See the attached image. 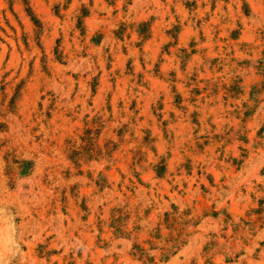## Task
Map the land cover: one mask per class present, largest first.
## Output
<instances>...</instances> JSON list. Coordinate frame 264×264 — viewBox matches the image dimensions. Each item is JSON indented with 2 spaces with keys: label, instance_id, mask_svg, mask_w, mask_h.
Masks as SVG:
<instances>
[{
  "label": "rangeland",
  "instance_id": "obj_1",
  "mask_svg": "<svg viewBox=\"0 0 264 264\" xmlns=\"http://www.w3.org/2000/svg\"><path fill=\"white\" fill-rule=\"evenodd\" d=\"M0 264H264V0H0Z\"/></svg>",
  "mask_w": 264,
  "mask_h": 264
}]
</instances>
